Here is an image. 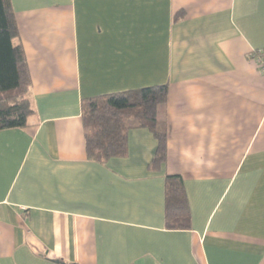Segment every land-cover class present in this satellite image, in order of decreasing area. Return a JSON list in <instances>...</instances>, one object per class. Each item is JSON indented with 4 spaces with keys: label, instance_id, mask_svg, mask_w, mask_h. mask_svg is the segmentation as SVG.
<instances>
[{
    "label": "crops",
    "instance_id": "1",
    "mask_svg": "<svg viewBox=\"0 0 264 264\" xmlns=\"http://www.w3.org/2000/svg\"><path fill=\"white\" fill-rule=\"evenodd\" d=\"M11 1L34 114L0 131V264H264V0ZM160 85L161 169L143 128L90 161L83 100ZM175 174L189 231L165 226Z\"/></svg>",
    "mask_w": 264,
    "mask_h": 264
},
{
    "label": "trees",
    "instance_id": "2",
    "mask_svg": "<svg viewBox=\"0 0 264 264\" xmlns=\"http://www.w3.org/2000/svg\"><path fill=\"white\" fill-rule=\"evenodd\" d=\"M181 15L183 12L177 17ZM18 38L12 1L0 0V131L22 129L34 114L28 97L31 77ZM168 96L169 87L160 85L84 99L82 122L88 159L106 164L127 157L129 132L143 128L157 142L148 169L160 170L168 158L167 124L162 114ZM165 179V226L189 231L192 213L184 179L179 174L166 175Z\"/></svg>",
    "mask_w": 264,
    "mask_h": 264
},
{
    "label": "built area",
    "instance_id": "3",
    "mask_svg": "<svg viewBox=\"0 0 264 264\" xmlns=\"http://www.w3.org/2000/svg\"><path fill=\"white\" fill-rule=\"evenodd\" d=\"M260 62H258V64L260 65V68L262 69V71H264V59L262 60L261 58H259Z\"/></svg>",
    "mask_w": 264,
    "mask_h": 264
}]
</instances>
